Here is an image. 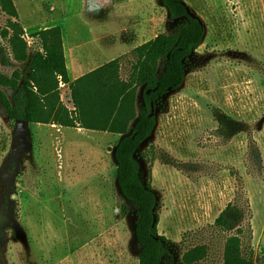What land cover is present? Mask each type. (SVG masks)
Segmentation results:
<instances>
[{
  "label": "rangeland",
  "instance_id": "1",
  "mask_svg": "<svg viewBox=\"0 0 264 264\" xmlns=\"http://www.w3.org/2000/svg\"><path fill=\"white\" fill-rule=\"evenodd\" d=\"M184 1L202 18L206 34L188 61L183 86L156 109L153 134L139 149L147 153L142 177L157 195L158 231L177 264L198 244L208 253L197 264H223L227 233L215 220L238 197L251 205L244 249L257 261L264 255V0ZM13 3L19 19L0 9V24L18 21L30 53L41 48L34 34L57 24L67 52L85 55L86 64L92 57L91 69L109 60L95 61L105 55L102 42L107 55L115 46L123 80L137 60L133 49L141 34L150 40L177 29L159 0ZM1 52L7 59L0 55L1 71L28 74L27 63L12 58L0 35ZM0 89L13 98L11 88ZM58 91L73 111L69 87L59 83ZM136 104L142 105V87ZM217 109L243 130L230 138L218 131ZM122 136L11 122L0 103V264H139L137 207L118 188L113 157Z\"/></svg>",
  "mask_w": 264,
  "mask_h": 264
},
{
  "label": "trees",
  "instance_id": "2",
  "mask_svg": "<svg viewBox=\"0 0 264 264\" xmlns=\"http://www.w3.org/2000/svg\"><path fill=\"white\" fill-rule=\"evenodd\" d=\"M159 1L168 11L169 22L175 23L177 29L161 32L136 46L133 52L137 60L126 80L120 78L118 57L71 81L60 26L36 32L34 37L41 48L30 53L23 37L24 28L18 21L10 19L7 27L0 24V35L8 40L12 58L28 65L26 76L19 69L11 75L0 70V86L14 91L10 99L0 89V103L11 122L51 123L123 135L113 149V157L118 188L137 207L134 236L140 247L139 264H177L171 245L158 231V198L151 183L142 177L141 158L147 157V153H139V149L153 134L158 106L183 86L191 69L188 61L198 53L206 34L202 18L184 0ZM0 9L19 19L13 0H0ZM0 55L6 62L4 53ZM59 83L71 91L73 111L62 104ZM139 87H142V105L138 109ZM214 117L218 131L225 132L228 138L243 130L239 122L220 109L214 111ZM127 210L125 206L124 212ZM251 212L248 198L238 197L217 216L216 227L227 233L223 264H264V255L256 261L253 253L244 249V220ZM207 253V245L198 244L185 251L180 262L197 264Z\"/></svg>",
  "mask_w": 264,
  "mask_h": 264
},
{
  "label": "crops",
  "instance_id": "3",
  "mask_svg": "<svg viewBox=\"0 0 264 264\" xmlns=\"http://www.w3.org/2000/svg\"><path fill=\"white\" fill-rule=\"evenodd\" d=\"M109 15H112V14H109ZM54 25H57V24H54ZM103 32H105V30ZM105 34H106V32L104 33V36H105ZM62 38H63V47H64V52H65L66 65H67V69H68V73H69V77H70L71 81H73V80L77 79L78 77L84 75L85 73H87L88 70L91 71L92 69H94V68H92V69L90 68L93 64L92 63V61H93L92 57H91L90 63L86 64L85 63V60H86L85 55H83L81 53H77L76 50H74V52L72 50L70 52V54H69V52H67V50H66L67 41H66L64 29H62ZM146 41H148V39H145L144 35L141 34L138 41L135 43L134 48L140 44H143ZM101 45L104 47L105 55H102V57H98V55H97V57L95 58L96 62H99V59H102V58L104 59L106 56H110L108 61L116 58V55H118L119 50L115 49L116 48L115 46H114L115 48L113 47L112 50H110L109 54L107 55V53H108L107 49H109L108 46L106 45L105 42H102ZM119 49H124V47L119 48Z\"/></svg>",
  "mask_w": 264,
  "mask_h": 264
},
{
  "label": "water",
  "instance_id": "4",
  "mask_svg": "<svg viewBox=\"0 0 264 264\" xmlns=\"http://www.w3.org/2000/svg\"><path fill=\"white\" fill-rule=\"evenodd\" d=\"M151 114H152V115L155 114V110L153 109V107H152V112H151Z\"/></svg>",
  "mask_w": 264,
  "mask_h": 264
}]
</instances>
